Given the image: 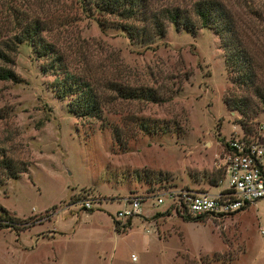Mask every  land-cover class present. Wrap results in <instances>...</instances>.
<instances>
[{
	"label": "rangeland",
	"instance_id": "1",
	"mask_svg": "<svg viewBox=\"0 0 264 264\" xmlns=\"http://www.w3.org/2000/svg\"><path fill=\"white\" fill-rule=\"evenodd\" d=\"M148 1L190 9L195 0ZM219 1L236 32L230 67L212 26L167 21L145 45L99 25L79 0H0V46L38 19L69 70L92 78L104 99L101 118L75 116L43 59L28 42L16 46L8 65L16 80H0V207L17 219L0 227V264H264V200L188 221L170 198L152 196L218 191L224 141L264 120V0ZM110 81L153 87L164 100L124 99ZM142 120L156 127L142 130ZM133 196L141 214L116 224Z\"/></svg>",
	"mask_w": 264,
	"mask_h": 264
},
{
	"label": "trees",
	"instance_id": "2",
	"mask_svg": "<svg viewBox=\"0 0 264 264\" xmlns=\"http://www.w3.org/2000/svg\"><path fill=\"white\" fill-rule=\"evenodd\" d=\"M79 2L85 11L96 15L99 25H109L110 23V25L122 29L130 39H137L145 45H148L155 37H162L165 34L167 21L173 23L177 28L182 27L187 30H194L197 26H212L219 32L223 41L227 66L235 65L230 61L232 55L228 56L229 43L236 34L235 27L228 10L219 0H195L190 9L178 5L151 8L148 0H79ZM105 16H112L114 19L110 20ZM43 30L42 22L31 18L14 32L12 37L2 41L0 46V80H16L14 70L8 65L13 63L16 46L19 43L28 42L37 56L43 59L41 70L55 74L52 81L53 89L60 99H67L68 110L77 117L101 118L104 99L96 82L90 77L81 76L69 70L56 46L43 36ZM236 65V69L242 67L238 62ZM249 78H252L250 74ZM107 87L124 99L154 102L164 100L153 87L149 86L120 85L110 81L107 83ZM225 103L229 108H233L227 99H225ZM144 121L138 122L142 130L156 127L155 123H151V127H149ZM1 159L3 165L9 167L6 158L2 157ZM16 174L17 171H12L9 176ZM220 178L212 186L218 185ZM171 207L173 209V206ZM83 209L91 211L84 206ZM0 211V227L14 228L17 218L8 214L2 207H0ZM175 212L188 221L202 218V216L183 214L179 209H176ZM131 218V216L128 217L123 226L130 225ZM114 222L117 224L116 220Z\"/></svg>",
	"mask_w": 264,
	"mask_h": 264
},
{
	"label": "built area",
	"instance_id": "3",
	"mask_svg": "<svg viewBox=\"0 0 264 264\" xmlns=\"http://www.w3.org/2000/svg\"><path fill=\"white\" fill-rule=\"evenodd\" d=\"M223 172L218 184L226 185L216 192L194 191L187 188L163 190L154 193L155 204L171 200L173 210L189 216H226L257 200H264V120L250 133L234 134L223 145ZM216 186V185H215ZM128 206L117 209L114 218L123 226L128 217L141 214L140 196L124 199ZM91 203L84 202L89 209ZM260 233L264 234V230ZM135 257H133L134 259Z\"/></svg>",
	"mask_w": 264,
	"mask_h": 264
}]
</instances>
